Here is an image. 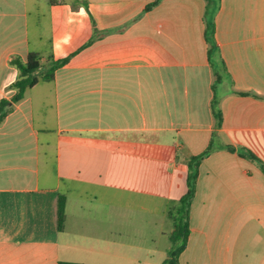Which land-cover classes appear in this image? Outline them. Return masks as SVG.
<instances>
[{
    "label": "crops",
    "instance_id": "obj_1",
    "mask_svg": "<svg viewBox=\"0 0 264 264\" xmlns=\"http://www.w3.org/2000/svg\"><path fill=\"white\" fill-rule=\"evenodd\" d=\"M53 1L0 0V101L14 58L70 57L0 124V264H163L186 160L214 133L179 264H264V172L242 156L264 163V0H216L218 97L206 0Z\"/></svg>",
    "mask_w": 264,
    "mask_h": 264
},
{
    "label": "trees",
    "instance_id": "obj_2",
    "mask_svg": "<svg viewBox=\"0 0 264 264\" xmlns=\"http://www.w3.org/2000/svg\"><path fill=\"white\" fill-rule=\"evenodd\" d=\"M52 4H55L53 0ZM206 40L208 42V59L214 70L216 77L215 83L213 85V91L216 93L217 85L222 82L223 75L226 74L227 69L224 60L221 57L219 47L215 40V22L214 14L216 11V0H206ZM152 4L150 6H153ZM70 60V57H66L59 60L52 59L44 70H42L41 57L36 52H30L27 55L25 61L20 58H14L12 60V65L15 66L19 71L18 79L12 84V89L15 91L14 95L10 100L3 99L0 101V124L4 121L6 116L9 114L12 104L20 102L24 99L26 92L33 88L40 80L52 81L55 77V72L57 69L65 65ZM239 95H247V93H238ZM213 111L215 116L218 118V127L222 123V113L219 106V100L217 97L213 101ZM216 139V134H213L212 142L208 149L198 156H192L186 160V165L188 168L187 174V191L185 195L180 199L178 205L175 208H171L170 216L174 222L175 230L171 234V241L173 247L169 251L168 258L163 264H179V258L181 253L185 250L189 234V210L191 203L194 199L196 192V182L198 177V169L201 162L209 156L214 151V141ZM233 151L232 148L229 149ZM242 156L247 157L253 161L260 163L262 170L264 172V163L261 162L252 152L248 151L242 154ZM66 198L60 196L59 199V210H58V222L59 230L62 231L64 228L66 212ZM59 264H84V263H70V262H59Z\"/></svg>",
    "mask_w": 264,
    "mask_h": 264
},
{
    "label": "rangeland",
    "instance_id": "obj_3",
    "mask_svg": "<svg viewBox=\"0 0 264 264\" xmlns=\"http://www.w3.org/2000/svg\"><path fill=\"white\" fill-rule=\"evenodd\" d=\"M220 85L221 84L217 85V90H216L217 97L219 96V94H220V92L222 90V88L219 87ZM123 212L124 213H131V211H127L126 209H124ZM126 224L131 229H134L136 227V228H140V229H147L149 232H151V230H152V224H154V223H152V221H149V220H138V221L137 220H133V221L127 222ZM168 224H169V228L168 229H172L173 228V222L170 221ZM161 242H162V245H164L166 247L168 245L171 246L170 248L173 247V243L171 241V237H170V239H168L167 237L166 238H163V239H161Z\"/></svg>",
    "mask_w": 264,
    "mask_h": 264
}]
</instances>
